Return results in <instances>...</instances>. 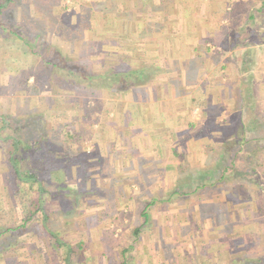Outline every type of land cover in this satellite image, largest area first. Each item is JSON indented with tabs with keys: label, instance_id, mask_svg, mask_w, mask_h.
<instances>
[{
	"label": "rangeland",
	"instance_id": "obj_1",
	"mask_svg": "<svg viewBox=\"0 0 264 264\" xmlns=\"http://www.w3.org/2000/svg\"><path fill=\"white\" fill-rule=\"evenodd\" d=\"M0 24V229L22 224L34 194L9 169L16 141L21 166L40 176L48 225L74 251L71 264H264V0H11ZM152 32L157 40L144 41ZM146 60L178 72L184 64L180 74L159 73L170 77L174 104L189 111L186 133L198 142L175 156L177 189L150 185V170L122 185L113 160L104 167L107 151L97 152L110 128L135 127L126 111L111 116L120 87L112 73ZM79 70L96 78L74 77ZM75 128L88 134L70 139ZM79 153L84 166L71 160ZM52 165L60 168L47 176ZM229 165L230 178L195 191L199 176L211 185ZM166 193L172 201L153 204L145 223L148 201ZM39 217L14 233L13 264H65Z\"/></svg>",
	"mask_w": 264,
	"mask_h": 264
},
{
	"label": "crops",
	"instance_id": "obj_2",
	"mask_svg": "<svg viewBox=\"0 0 264 264\" xmlns=\"http://www.w3.org/2000/svg\"><path fill=\"white\" fill-rule=\"evenodd\" d=\"M139 10L141 9L136 8L133 11L137 15ZM131 24V30L139 28V26L136 25L138 24L136 23V20H131ZM143 30H145V28ZM152 33L154 34L150 36L153 39H145V37L144 41H156L157 35L155 32ZM164 35L175 36L176 33L165 32ZM179 36L180 39L184 38V42H186L188 41L187 38H189V36L191 35H187L188 37H184V34L182 35L181 33ZM189 39L191 40V38ZM164 41L166 40L164 39ZM168 41H172V39H170L169 37ZM166 48L164 47L161 50L163 54L167 53L164 51L169 49L168 47ZM148 53L150 54V52L145 51V54ZM130 54L133 57L135 55V52L132 51ZM169 54H171V52ZM173 55L174 53L171 54V56ZM145 56L146 55L142 54L141 57L145 58ZM148 56L149 55H147V57ZM136 58H138V56H136ZM169 61L170 63L171 61L172 63L176 62L175 60L170 59ZM162 64L164 65L163 67L161 65L155 67L154 62L149 65L146 60L142 65H140L138 69H135L134 71L131 70L114 72V74L116 75L115 82L120 87H115L113 89V94H111V96H113V99L111 100L114 102L116 100V106H118L119 108L116 111L115 115L111 116L116 118L118 111H120V116L123 111H126V113L128 112V115L130 116V119L127 118V120L130 122L133 121L135 123V127H133L131 130H127L126 128H123L122 130L110 128L108 131V139H106L104 143H101L97 146V152H99L98 155L100 157L104 151H107L109 161L107 162V165L104 163V167L105 169H107L111 164L110 160H113V165H115V167L113 166V169L115 170V178H121L120 184L122 185L137 183V181H139L140 179L143 180V172L147 173V171L150 170L151 174L148 177L150 185H156L158 186V188H162L161 186L167 185L169 189H172L171 183L173 182L175 185L173 189H177L176 187H178L179 184H182L183 182L180 181L179 183V180L174 181V179H172L174 176H178L176 169L178 164H180L175 156L177 157V153L179 152L185 153L187 148L186 145L192 143H194V147L196 148V150L198 149V142L196 141V138L194 142V140L192 141V138H190L191 135L186 133L187 126L189 125V123H187L189 111L187 112L186 109L180 107V104L178 105V103L176 105L174 104V101L172 100V94L170 92V90L173 88L171 87V79H169L170 77H165L166 79H163L164 77L161 78V75L159 74L160 71L163 73V75H166L167 73L180 74L182 71V66H184V64L182 62H178L179 72L174 70L175 68H172L175 65H169L167 64V62H164ZM156 75H158L156 79L157 81L155 80ZM128 80L130 81L128 83L129 87L126 85ZM153 81L156 82L153 83ZM184 83L181 85L182 87H184ZM191 86L192 83H189L188 88H190ZM193 86L196 87L195 85ZM173 89H175V87ZM124 108L126 109L124 110ZM110 120L113 121L112 117ZM152 124L156 129H151ZM75 126H77V124ZM194 128L195 126H193V129ZM79 132L87 133L85 129L83 131H78V129L75 128L74 133L72 132L70 135V139L75 140V138L81 137ZM103 144H108V147L106 145L107 149L105 148V146H103ZM67 154H70V152ZM79 155L73 157V159L71 160L74 161L75 159H77L76 161L82 160V162H84L83 156L85 154L81 155L79 153ZM97 159L100 158L97 157ZM50 160V163L52 164L57 163L59 159ZM69 163L70 161L67 162V164ZM84 164L85 162L82 165L84 166ZM101 167L102 166H99L100 169ZM57 168L60 167L54 165L50 167L51 170H56ZM66 168H68V165ZM111 168L112 167L110 166L108 170H110ZM148 175L149 174L147 173V176ZM125 178L130 179L125 180ZM148 178L146 180H148ZM64 189L65 188L63 187L57 190L58 194L61 195L62 193H64ZM71 192L74 193L76 191ZM173 192H175V190ZM66 193H69L68 188H66ZM167 193L158 197L153 196L151 200L147 199V201L149 200L148 204L145 206L142 213L146 209L148 221L150 218H152L151 210L149 214L150 207L154 208V205H164L172 201L170 197L171 194L169 195ZM175 193L178 194L177 192ZM182 195L183 197H187L188 194L184 193ZM192 201V203L198 202L195 199H193ZM195 205L198 210V204ZM166 212H168V210ZM142 213L141 217H143ZM169 214H171L170 211L168 212V214H166V216ZM123 259L124 257L121 256V260Z\"/></svg>",
	"mask_w": 264,
	"mask_h": 264
},
{
	"label": "trees",
	"instance_id": "obj_3",
	"mask_svg": "<svg viewBox=\"0 0 264 264\" xmlns=\"http://www.w3.org/2000/svg\"><path fill=\"white\" fill-rule=\"evenodd\" d=\"M0 1H3V4L0 5V11H1V9H3L6 6V4L8 2H10L11 0H0ZM0 26L4 30L2 24H0ZM54 58H57V57H54ZM57 62L58 63H56V65H54V66H58L59 62H61L63 64V65L59 64V66H58L59 69H63V70L70 69L71 70L70 67L65 66L66 61H64V59H60L59 61L57 60ZM77 73H78V75L73 73V74H75L74 77H77V78L82 79V80L87 81V82H90V80L96 78V76H94L91 73H89V75H87V74L83 75L82 73H85L84 71L79 70V71H77ZM73 74H71V75H73ZM112 74H113V77L115 78L116 75L114 73H112ZM111 80L115 82V79H111ZM102 85H104V83H102ZM4 123L5 122L2 120V124H4ZM12 144H14L12 151L8 154V166H9V169L11 170V174L14 176L15 181H17L19 183H24L29 189H33L34 194L31 195V203L28 204V206H29V210L27 212L28 215L23 220L22 224L19 225L15 229H12V228L0 229V264H13L15 262V259H13L12 254L19 251L20 249L19 248L14 249V246H15V241L13 239V236L15 235L14 233L19 229H22V230L25 229L27 224L33 219V217L37 213L40 214L39 221H40L41 228L43 230L44 235L49 237L50 240L52 241L51 246L54 249L61 251L62 259L64 260L65 264H71L70 259H71V254L74 252L73 249L71 248V246L68 243L64 242L62 238L58 237L59 235L57 234L56 228H54V226H52V228H51L47 223L48 219H47V215L45 214V210H44L45 206H44V202H43V194H44L45 190L42 186V182L39 179L40 176L37 174L38 173L37 171H33V169H31L28 165L24 164L23 166H21L20 163L23 160L21 150L19 149V145L21 143L19 144L16 141H13ZM25 144L27 146H29L31 143H25ZM231 168H233L232 165H229L228 167L223 168L222 175L218 178V181H215L211 185L209 183L211 178L206 181V179L204 178V175L199 176L200 178L198 180V185L196 186L195 191H197V190L203 191L204 189H207L209 187L212 188L215 186L214 184H217L218 182H222L225 178H230L231 173L226 175L228 173L226 171H231ZM51 172L52 171L50 169L47 173V176L48 175L51 176ZM236 172H238V171H234V173H236ZM235 175L236 174H234L233 176H235ZM21 191L22 190H20V191L16 190L17 193L21 192ZM186 194H188V193H186ZM28 206H27V208H28ZM30 207L34 208V210L30 211ZM142 214H143L142 218L145 220V223H147L148 222V215L146 213V209ZM80 247H82V246L79 245V250H81ZM9 254H10V256H9Z\"/></svg>",
	"mask_w": 264,
	"mask_h": 264
}]
</instances>
